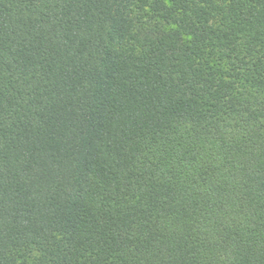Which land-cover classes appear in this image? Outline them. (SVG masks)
Instances as JSON below:
<instances>
[{"label":"trees","instance_id":"1","mask_svg":"<svg viewBox=\"0 0 264 264\" xmlns=\"http://www.w3.org/2000/svg\"><path fill=\"white\" fill-rule=\"evenodd\" d=\"M0 264H264V0H0Z\"/></svg>","mask_w":264,"mask_h":264}]
</instances>
